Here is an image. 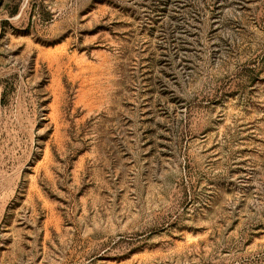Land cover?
<instances>
[{
	"label": "rangeland",
	"instance_id": "1",
	"mask_svg": "<svg viewBox=\"0 0 264 264\" xmlns=\"http://www.w3.org/2000/svg\"><path fill=\"white\" fill-rule=\"evenodd\" d=\"M0 264H264V0H0Z\"/></svg>",
	"mask_w": 264,
	"mask_h": 264
},
{
	"label": "trees",
	"instance_id": "2",
	"mask_svg": "<svg viewBox=\"0 0 264 264\" xmlns=\"http://www.w3.org/2000/svg\"><path fill=\"white\" fill-rule=\"evenodd\" d=\"M13 14V13H12Z\"/></svg>",
	"mask_w": 264,
	"mask_h": 264
}]
</instances>
